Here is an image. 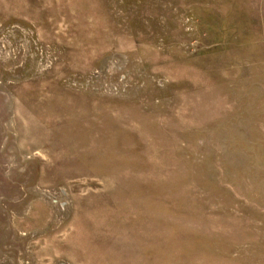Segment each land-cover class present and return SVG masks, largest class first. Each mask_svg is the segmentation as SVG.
I'll list each match as a JSON object with an SVG mask.
<instances>
[{
    "label": "rangeland",
    "instance_id": "374dc122",
    "mask_svg": "<svg viewBox=\"0 0 264 264\" xmlns=\"http://www.w3.org/2000/svg\"><path fill=\"white\" fill-rule=\"evenodd\" d=\"M0 264H264V0H0Z\"/></svg>",
    "mask_w": 264,
    "mask_h": 264
}]
</instances>
